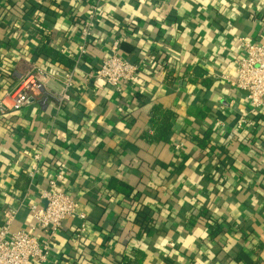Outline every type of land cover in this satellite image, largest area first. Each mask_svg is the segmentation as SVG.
Instances as JSON below:
<instances>
[{"label":"crops","instance_id":"crops-1","mask_svg":"<svg viewBox=\"0 0 264 264\" xmlns=\"http://www.w3.org/2000/svg\"><path fill=\"white\" fill-rule=\"evenodd\" d=\"M93 3L0 0V97L37 66L77 67L78 78L61 106L44 93L0 118V225L15 208L11 230L43 238L31 205H45L61 170L59 188L88 226L78 239L80 219H65L45 264H264V110L232 84L240 39L264 42V0H103L81 55ZM116 40L141 64L121 91L87 77ZM156 107L174 113L163 140ZM241 117L253 124L238 128ZM139 162L150 167L144 179ZM113 178L133 190L117 191Z\"/></svg>","mask_w":264,"mask_h":264},{"label":"built area","instance_id":"built-area-1","mask_svg":"<svg viewBox=\"0 0 264 264\" xmlns=\"http://www.w3.org/2000/svg\"><path fill=\"white\" fill-rule=\"evenodd\" d=\"M103 0H94L89 18L82 29V44L79 46L81 55L87 53L92 30L95 27L97 14ZM245 48L244 55L238 60L237 77L232 84L247 93L253 112L264 110V42H255L241 38ZM141 64L133 63L121 54L119 41H114L108 56L99 67L88 73V80L105 81L107 84L122 90V84L132 81L140 71ZM77 67L72 69L50 70L34 67L20 79L15 89L0 97V118L17 112L29 105L41 94L50 95L59 106L71 100V90L77 86ZM57 83L59 91H54L50 85ZM253 124L246 117H241L237 127ZM43 149L37 150L28 168V177L33 183L40 173ZM63 179L62 171L50 179L49 188L41 192L45 205H31V212L36 220V229L44 235L43 238L24 229L11 230L17 214V209L8 208L5 212V222L0 225V264H45L51 252V238L59 231L65 219L78 217L80 225L77 228V238L81 239L87 230V215L79 211V204L67 191L59 188Z\"/></svg>","mask_w":264,"mask_h":264},{"label":"trees","instance_id":"trees-1","mask_svg":"<svg viewBox=\"0 0 264 264\" xmlns=\"http://www.w3.org/2000/svg\"><path fill=\"white\" fill-rule=\"evenodd\" d=\"M50 53H52V56L57 59L58 61L72 66L74 62H72V60L66 58L64 55L56 52V51H50ZM141 61V60H140ZM133 63H138V62H134L131 61ZM100 66V65H99ZM97 66V67H99ZM174 113L168 110H163L160 107H156L153 111V121L155 122L156 125L159 126V128H162V132L161 135L159 134L158 137H160L159 139L163 140L166 139L167 135L170 132L171 126H172V122L171 119L173 117ZM160 123V125H159ZM205 137L200 141L201 146H205V141H207V139L210 137V133L207 132L205 133ZM136 169L143 174V178L146 176V174L148 173L150 167L144 163L139 162L136 166ZM140 179V180H142ZM142 183V182H141ZM138 185H141L140 183ZM110 186L115 188L117 191L122 192L124 194H129L132 190H133V185L131 183H127L124 180H119L117 178H113L110 181ZM245 259V258H244ZM245 261L247 262V264H254L251 260L249 259H245Z\"/></svg>","mask_w":264,"mask_h":264}]
</instances>
